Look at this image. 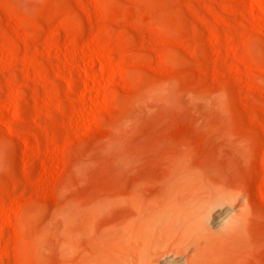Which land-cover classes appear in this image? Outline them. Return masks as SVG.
I'll return each instance as SVG.
<instances>
[{"label":"rangeland","instance_id":"obj_1","mask_svg":"<svg viewBox=\"0 0 264 264\" xmlns=\"http://www.w3.org/2000/svg\"><path fill=\"white\" fill-rule=\"evenodd\" d=\"M0 264H264V0H0Z\"/></svg>","mask_w":264,"mask_h":264},{"label":"bare ground","instance_id":"obj_2","mask_svg":"<svg viewBox=\"0 0 264 264\" xmlns=\"http://www.w3.org/2000/svg\"><path fill=\"white\" fill-rule=\"evenodd\" d=\"M198 215L188 203L170 202L166 207L155 211L139 227L137 236L141 245H156L165 236L179 234L181 239L196 233L199 223Z\"/></svg>","mask_w":264,"mask_h":264}]
</instances>
